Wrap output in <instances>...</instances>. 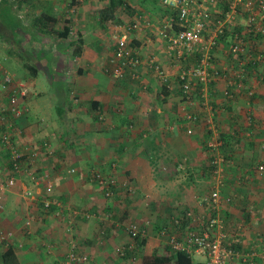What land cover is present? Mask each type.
<instances>
[{"label":"crops","instance_id":"1","mask_svg":"<svg viewBox=\"0 0 264 264\" xmlns=\"http://www.w3.org/2000/svg\"><path fill=\"white\" fill-rule=\"evenodd\" d=\"M11 1L13 14L0 16V35L10 37L0 38V80L8 72L28 92L15 121L14 146L23 153L19 172L0 143V231L12 234L9 245L19 264H58L73 248L88 255L84 264H121L116 252L130 241L123 226L129 221L148 228L145 244H136L134 264H142L150 248L171 236L185 239L194 224L177 229L170 217L188 209L224 220L222 241L236 251L229 264H264V170L257 168L264 165V122L248 124L250 97L232 101L224 82L212 85V111L192 106L226 134L239 126L247 135L259 128L231 142L226 154L233 157L217 177L209 168L203 125L185 120L180 67L166 55V41L156 28L126 27L138 15L160 25L171 12L163 0ZM123 33L144 59L156 57L168 68L169 83L147 67L141 81L104 71ZM52 94L57 100L50 104ZM7 106L8 93L0 91V114ZM94 171L116 180L117 195H105L90 177ZM14 175L13 186L3 183ZM214 194L221 198L218 208L204 201ZM249 253H255L253 262Z\"/></svg>","mask_w":264,"mask_h":264},{"label":"built area","instance_id":"2","mask_svg":"<svg viewBox=\"0 0 264 264\" xmlns=\"http://www.w3.org/2000/svg\"><path fill=\"white\" fill-rule=\"evenodd\" d=\"M225 1L227 0H163V4L171 12L160 25H156L148 18L143 20V16L138 15L126 26L129 30L137 31L142 30L144 26L156 28L158 35L166 41V55L171 59L173 67H180L177 77L187 97L182 105L187 122L194 121L198 117V113L192 110V106L196 104L192 97L196 86H203L205 96L203 105L210 107L212 111L208 97L211 92H215L212 86L214 82L226 83L224 89L226 97H236V95L250 97L256 92L259 83L264 81L256 70L260 66L264 67V0H229L226 9L221 7L222 2ZM216 50L217 55L219 51L224 50L223 53L230 56V63L224 64L220 70L217 69ZM196 53L200 54L199 59L192 60L190 57ZM249 64H255L252 72L247 70ZM143 67L154 71L163 83L170 82L169 71L156 57L144 59L132 46L127 33L117 35L115 50L107 61L106 72L116 79L129 76L132 80L141 81ZM141 86L142 89L146 88L144 84ZM0 91L8 93L7 110L0 114V143L9 148L13 170L17 173L21 169L23 153L14 146L15 121L23 114L20 101L26 97L28 87L25 83H16L10 73L4 72L0 80ZM208 122L213 134L207 139V146L215 154V163H217V147H220L221 141H217V124L212 118L208 119ZM253 122L249 121L248 124L252 125ZM1 127L4 128V132L1 131ZM258 130L259 128L253 129L248 135L252 136L253 132L258 133ZM188 131L191 132V128ZM246 131L243 129V133L248 136ZM258 169L263 171L264 166L260 165ZM73 172L75 169H71V173ZM32 177L35 179V175ZM92 180L105 189L106 196L116 194L112 190V187L117 185L114 178H107L101 172H93ZM3 183L8 187L13 186L15 175ZM48 189H51V185ZM204 201L207 205L217 204L218 208L221 198L218 194H214ZM50 204L51 202L46 200L44 206L48 208ZM192 213L189 215H193L195 227H189L183 241L171 236L170 244L175 249L184 250L192 255H202L207 259L208 264H229L236 252L222 241V219L219 216L207 218L206 214ZM175 222L178 224L180 220L175 219ZM29 223L30 221L27 220L26 224ZM123 226L130 238L128 248L134 250L137 244L136 238L145 237L147 231L136 221H129ZM207 229L216 233H209ZM11 236L9 232L0 231V244L9 245ZM126 248L124 245L117 248L118 256L123 260L121 264H129L123 259ZM249 255L252 256L249 262H253L255 253ZM247 256H245L246 261ZM131 260L135 261L134 258ZM87 261L88 255L73 248L65 260L58 264H84Z\"/></svg>","mask_w":264,"mask_h":264},{"label":"trees","instance_id":"3","mask_svg":"<svg viewBox=\"0 0 264 264\" xmlns=\"http://www.w3.org/2000/svg\"><path fill=\"white\" fill-rule=\"evenodd\" d=\"M228 1L229 0H227L225 2H222L221 7L226 9L228 4H229ZM132 9L133 8L130 7V11ZM132 46H133V44H132ZM199 57H200V54L196 53L193 56H191L190 58L192 60H198ZM228 57L230 59L229 55H228ZM224 64H228V63H224ZM254 65L255 64H249V67L247 69L248 72H252V68L254 67ZM223 66L224 65L222 64V59L217 55V69L220 70ZM106 69H107V62H106V65L104 66V71L105 72H106ZM256 70H257V73H259L260 76L264 79V67L260 66ZM106 73L110 74L109 72H106ZM120 79H122V78H120ZM202 87H203L202 85H198L194 89L195 92H193L192 97L195 99L196 104L193 105V106H204L203 105V101H205V96H204V91L202 90ZM180 89H181V96H182V98L184 100V103H185L187 97L184 95L181 86H180ZM237 96L238 95H236V97H229L228 96V98L233 101V100L237 99ZM248 99H249L250 102H249L248 107L244 111L245 120L246 121H248V120L249 121H255V122L259 121L261 123L264 122V111H262L263 107L258 105V104H261V103L256 102V99H258V98L254 94L253 96H250V98H248ZM241 118H243V116ZM191 122L196 123V124L200 123L201 125H203V130L205 132L204 145L206 147L205 148L206 151H208L209 156H210L209 168H211V170H213V171H216V169H217V177H219L220 176V171H221L220 168L223 165H225V163L228 162L227 159H229L230 157H233V154H232V156H230V154H228V153L226 154V150H228L229 145L231 144V142L236 137H240L241 139H244L243 135H245V134L243 133V127L239 126L237 128V130L231 131V134H226L223 131L222 126H220L217 123V141H221V145H219L220 147H217V163H215V159H216V158H214L215 154L212 153L211 150L207 146V139H209L211 134H213V129H209V127H208L210 125V123L208 122V118L198 115V117L194 121H191ZM214 122H215V119H214ZM237 125H240V123H237ZM1 131L4 132V128L1 127ZM241 139H237V140L239 142H241ZM253 141L249 140V142H253ZM260 145L263 146V148H264V141L260 142ZM8 153H10V157H9V162L11 164L10 167L13 169V163L11 161V152H10V150L8 151ZM260 165H263V164H259L257 168H259ZM95 172H100V171H94V173ZM92 174H93V172L90 175L91 178H92ZM103 175L106 176L107 178H109V175H105V174H103ZM112 190L116 191L117 189L113 186ZM43 206H44V204H43ZM44 208L47 209L45 206H44ZM189 213H192V211L188 209V210L182 212V214H180V215H177L176 213L172 214V216L170 217V221H172V224L175 227H177V229H179L181 227V228H183V229H185L187 231V228L191 224H194V217H193V215H189ZM206 217L209 218L210 215L206 214ZM175 219L180 220V222L177 224L175 222ZM191 221H192V223H190ZM222 222H223L222 224H223V227H224V220L223 219H222ZM142 227H144V226L142 225ZM223 227H222V231H223ZM166 228L168 229V227H166ZM145 230L148 231V228L146 226H145ZM136 240L139 241L141 245H144L146 238L145 237H143V238L138 237V238H136ZM128 243L126 245H124L127 248L125 250V254L123 256V259L126 262H128L129 264H134V262L132 261L133 259L131 260V258H134L136 260L139 257V255H138V253L136 251L137 247H135L134 250L131 249V248H128ZM0 246H5L4 249H2L1 255H0L2 264H19L18 256L16 254V249H15L14 246L7 245L5 243L0 244ZM234 252H236V251H234ZM117 255H118V253H117ZM234 255L235 254H233V256ZM229 263H230V261H229ZM142 264H208V261H207V259H205L204 261H197V260H195L194 255H192V254H190V253H188V252H186L184 250H181V249H179V250L175 249L174 246L172 244H170L169 238H168V241H165L164 245H162V243H161L159 245H156V246L150 248L149 252L146 251L144 253V255L142 256Z\"/></svg>","mask_w":264,"mask_h":264},{"label":"rangeland","instance_id":"4","mask_svg":"<svg viewBox=\"0 0 264 264\" xmlns=\"http://www.w3.org/2000/svg\"><path fill=\"white\" fill-rule=\"evenodd\" d=\"M153 2L154 0H146V2H145V4L147 3V2ZM158 5H159V1H158ZM158 5H156L158 8L160 7V6H158ZM14 6V4H13V2L11 1V0H0V16L1 17H3V18H8L9 17V14H13V7ZM9 8H10V11H9ZM16 14H18V12H15ZM14 16V15H13ZM15 19L17 18V16L15 15V17H14ZM35 33V32H34ZM6 37H8V36H6V35H4V34H2V35H0V38H3V39H9L10 37H8V38H6ZM18 37V36H17ZM223 52H225L224 50L222 51H219V54H218V56L222 59L223 57H227V61L225 62V63H229L230 62V59H229V57H228V55H226L225 53H223ZM168 69V68H167ZM259 74V73H258ZM43 80L44 81H46L44 78H43ZM263 83V82H262ZM262 83H259V85H258V87H257V89H256V92L254 93L255 94V96L256 97H260V102L264 105V83L262 84ZM50 86V85H49ZM59 85H57V87H58ZM55 87V86H54ZM50 98H51V100L49 99V103L51 104L53 101L52 100H54V101H56L57 100V96L55 95V94H52L51 96H50ZM54 107H56V106H54ZM221 169V168H220ZM219 185H220V183H219ZM150 234H151V232H150ZM202 260V261H204L205 260V258H203V257H196L195 258V260Z\"/></svg>","mask_w":264,"mask_h":264}]
</instances>
